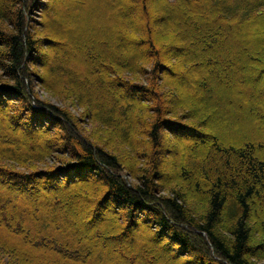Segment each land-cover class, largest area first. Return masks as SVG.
<instances>
[{"label":"rangeland","instance_id":"rangeland-1","mask_svg":"<svg viewBox=\"0 0 264 264\" xmlns=\"http://www.w3.org/2000/svg\"><path fill=\"white\" fill-rule=\"evenodd\" d=\"M31 4L26 15L27 29L34 34L38 48L25 65L29 72L26 93L31 104L36 99L40 103L65 111L75 121L79 136L88 143L96 144L91 137L101 138L98 141L102 148L116 153L114 157L120 159L125 171H118L119 174L126 175L128 185L139 186L140 180L134 177L145 168L150 149L145 129L133 119L138 109L141 117L152 116L149 111L155 109V104L149 102L151 97L138 92L141 88L136 86L149 89L154 87L149 80L153 59L146 47L135 43L128 42L121 50L119 32L122 36L126 35L123 34L125 30H120L117 25L121 20L129 19L135 29L143 31V35L147 23L144 13L141 15L140 6L133 0H32ZM125 6L129 17L124 18L120 9L124 10ZM146 9L150 15L149 25L154 30L153 41L158 48L167 49L166 46L170 44L176 48L180 47L175 50L181 54L187 52L186 64L193 65L190 70L183 66L178 70H171L175 75H183L180 77L171 75L166 67L158 75L157 85L161 86V90L168 86L175 90L176 86L170 85L171 79L184 80L188 86L179 89L178 98L176 95L163 98L166 113L160 140V189L154 198L162 200L168 198L170 192H179L185 196L192 210L199 213L205 208V202L195 193L189 192L188 186L183 183V177L184 171L188 170L193 173L196 181L204 186L205 182L201 176L206 153L201 145L210 146L212 139L227 147L253 144L258 157L264 159V73L257 70L261 66L252 68L251 74L243 68L242 63L237 64L236 68L227 64V60L231 61L235 52H238V55L254 53L252 47L257 46L256 43L264 51V26L248 22V33L245 37L220 32L218 38L207 47V52L203 53L202 45L195 49L189 46L190 41L173 42L175 37L185 35L187 31H184V28L179 29L176 25L169 28L161 25L162 18L173 22L172 17L163 11L162 0H147ZM187 15L188 19L194 22L212 21H207L202 14L196 16L188 9ZM154 18L159 21L153 22ZM235 27L232 25L229 29L235 31ZM247 28L243 29L247 31ZM112 54L115 58L123 57L125 62L133 64L132 67L138 75L133 74L134 71L119 69L115 63L110 62ZM164 57L167 58L166 55ZM164 57L163 64L170 66L169 60ZM2 59L0 78L6 75ZM10 84L14 85L12 82ZM203 85L207 88H202ZM27 90H30L32 95ZM1 92L2 90L0 149H11L18 153L26 150L36 154L39 151L36 146L45 145V142L48 144L52 141L56 149L65 144V131L57 126V118L38 110L34 105L37 111L28 113L22 103L13 100L14 95L12 96L9 90ZM186 95L196 97L192 100L201 101L200 104L192 105L202 112V119L200 116L198 122L194 119L198 116L196 109L183 111L184 105H180L181 110L179 106L176 108V105H173V109L167 106V101L186 100ZM78 97L82 100L78 101ZM134 104H141L145 110L139 107L132 110L134 114L127 113L126 106ZM10 112L16 116V122L11 121ZM103 113H107L104 115L113 121L112 130L106 127L108 124L99 121L98 116L103 118ZM95 115L97 117H93ZM174 115L178 116L180 124L176 122ZM2 116L6 121L2 120ZM55 119L57 122H54ZM29 120L33 127L27 124ZM181 123L183 126H180ZM28 127H32L35 133L26 130ZM131 127H134L133 130ZM184 127L187 129H183ZM123 135H128L130 141L124 142ZM69 158L66 154L57 153L46 159L45 163L34 164L33 171L59 168L58 175L64 177L60 178V182H63L65 173L62 171L67 168H61L63 163L60 161ZM3 165L0 163L1 167ZM6 168L15 170L9 166ZM18 171L28 173L32 170H28V165H25ZM58 172L37 180L40 182L36 184V189H31L34 192L25 190V187L17 189L15 185L5 183L1 176L6 174L0 173V229H4L3 223L8 224L12 242L16 241L26 251H31L40 259L41 264H199L183 250L180 253L164 250L169 240L162 241L160 235L155 236V223L149 214H137L130 222L125 211L108 208L111 205L109 201L106 208H99L100 200L106 191L100 187V181L97 179L88 177L79 181V178L74 176L71 187L65 190V184L57 185L53 179ZM6 177L8 180L13 178L10 175ZM81 186L88 188L85 191ZM92 190L94 196H91V200H82L85 199L83 196L88 198ZM3 199H8V203L3 204ZM44 199L50 204L41 206L40 203ZM5 212L8 214L6 220ZM257 215L258 213L251 224L256 230L253 235L256 247L264 245V215L262 214L260 219ZM43 218H48L49 222H45ZM55 218L56 221L53 220ZM40 225H50V231L40 228ZM115 225L127 227L126 237L118 242L113 241L116 235H120ZM179 225L189 231H182L186 235L197 236L193 235L194 230L191 233L188 224ZM153 237H156L157 241ZM202 239L199 238L200 243H203ZM132 252L136 253V259L132 258ZM207 255L205 257L208 259L214 257L216 260L213 253ZM60 258L64 262L58 263ZM15 259L10 261L14 262ZM6 260L1 259L2 263L10 264ZM252 261L255 264H264V249H256ZM202 262L206 263L205 260Z\"/></svg>","mask_w":264,"mask_h":264},{"label":"trees","instance_id":"trees-1","mask_svg":"<svg viewBox=\"0 0 264 264\" xmlns=\"http://www.w3.org/2000/svg\"><path fill=\"white\" fill-rule=\"evenodd\" d=\"M133 1L140 6L141 15L144 13L143 16L147 25L142 35L141 33L143 31L135 29L129 19L121 20L117 26L120 30H125L123 34L126 36H122L118 31V38L120 40L119 47L123 50L124 45L131 42L148 49L153 59V68L149 80L154 87L152 89L143 86L136 87L138 89L141 88L138 92L146 94L147 97H151L152 99L149 102H154L152 104H155V109L149 111L152 116H147L146 118L141 117L140 110L138 109L133 119L134 122L137 121L135 122L137 125L139 124L145 129V136L149 140L148 147L150 149L145 168L140 170L137 177H134L140 180V185H128L126 175H120L118 172H124L125 169L121 165L120 159L114 157L117 154L104 150L99 144L98 139H101L99 137L98 139L91 137L96 144L91 140L92 143L84 141L75 129V121L65 111L58 107L55 108L51 105L40 103L36 99L31 104V100L26 93V82L28 81L29 72L25 69V65L29 57L38 49L34 34L30 33L27 29L26 15L30 10V5L33 4H31L32 0H0V59L3 58L2 67L6 73L3 78H0V90H2L1 93L9 90L12 96L14 95L13 100L22 103L25 109L27 108L26 112L28 113H34L38 109L49 113L51 117L57 118L58 122L56 119L54 122H57V126L65 131L66 140H64L65 144L60 146L59 149H56L52 141L48 144L45 142V145H37L36 148L39 151L36 154L28 153L26 150L25 152L18 153L11 149H0V163L2 165L4 164L3 167L0 166V171H2L0 173L1 175L6 174L5 176H1V178L4 179L5 183L15 185L17 189L25 187V190L33 191L31 189H36V184L40 182L37 180L59 171V168L40 172L33 171L34 164L39 162L45 163L46 159L51 158L57 153L66 154L70 157L69 160L60 161L63 163L61 168H67V170L62 171L65 173V179L63 182H60V180L62 181L60 178H64L61 174L58 175L60 172L53 177L57 185L65 184L64 189L68 190L71 187L74 176L79 178V181L82 178L88 177L97 179V181H100V187H103V190L106 191L105 198L103 197L100 200L99 208H106L105 206L109 201L111 205L108 208L118 209L120 212L125 211L126 217L130 222L134 220V216L137 214H149L150 218H152L151 220L155 223L153 227L157 232L155 236L160 235L162 241L164 239L169 240L168 246L163 248L164 250L177 253L183 250L188 255H191L194 261L199 264H255L252 261V255L256 249H264L263 244L256 247L253 243V235L256 230L251 225L257 213L259 219L262 217V214L264 215V159L258 157L256 147L253 144L246 143L242 147H227L211 137L212 144L210 146L206 144L201 145L204 153H206L203 163L204 170L201 176L205 184L203 186L197 182L193 173L188 170L184 171L183 183L188 186L189 192L195 193V195H198L205 202V208L202 212H194L187 203L185 196L179 192H170L168 198L162 200L154 198L160 189L158 186V176H160L159 157L162 152L160 140L162 139L163 121L166 113V104L163 98L164 96L167 97V95H173V97L176 95L178 98L179 96L177 94L179 93V89L188 86V83L184 80H180L179 78L178 80L171 79L170 85H175V90L170 88L171 86L161 90V86H158L159 84L157 85L158 75L166 67L170 71V74L172 73L171 75L180 77L183 75H175L171 70H178L182 66L190 70L193 65L186 64L188 62L186 60L188 57L187 52L181 54L175 50L180 49V47L176 48V46L170 44L168 47L166 46L167 49L158 48L153 41L154 30L149 25L150 15L146 9L147 0ZM162 2L164 4L163 11L172 17L173 22L166 21L165 18H162L161 25L163 24L167 28L176 25L180 27L179 29L184 28V31H187V34L175 37L173 42L190 41L189 46L195 49L202 45L203 53L205 51L207 52V47L218 38L220 32H229L234 36L245 37L246 33H248V28L246 27L248 22H251L252 25L257 23L259 24L258 26H264V0H233L232 3L226 2L225 0H162ZM213 3H217V5ZM187 9L196 16L202 14L206 17L207 21H212L204 23L189 20ZM126 10V6L124 10L120 9L124 18L128 16ZM154 21L158 22L159 20L154 18ZM232 25L236 26L235 31L229 29ZM240 25L243 27H239ZM243 28H247V31ZM135 31L137 32L134 33ZM139 37L144 40L138 39ZM256 44L257 46L254 45L252 47L255 52L249 55L245 53L238 55V52H235L232 60H227L228 66L236 68L237 64L242 63L244 64L243 68H246V71L251 74L253 73L252 68L256 69L261 66V69L259 68L257 70H260L259 73H264V51L259 48L258 43ZM125 53L127 52L125 51ZM110 56V62L115 63L119 69L134 71L133 74L138 75L132 67L133 64L125 62L123 57L115 58L113 54ZM163 57L169 60L170 66L167 67L163 64ZM136 70L139 71L138 68ZM171 75L168 76L172 78ZM1 81L4 83H1ZM11 82L14 85H11ZM201 87L207 88L205 85ZM165 91H169V93ZM27 92L32 95L30 90H27ZM77 99L78 101L82 100L79 97ZM192 99H196V97L186 95V100L179 101V99H172L167 101V106H171L173 109V105H176L175 107L177 108L179 106L178 108L181 110L180 105H184L185 108L183 111H192L197 108L192 107L194 103H201L200 100L196 101ZM141 104L126 106V112L134 114L132 110L139 107L145 110ZM6 106H4L5 110ZM196 110L198 116L194 119L199 121L200 116L202 119V112H199L198 109ZM11 114L10 112L11 121L16 122V116L14 117ZM43 114L41 115L43 116ZM104 114L107 113H103L102 115ZM93 117H97V115ZM98 117L100 119L99 121L108 124L106 125L108 129L112 130L114 128L113 121L108 119L107 115H104L103 118ZM174 117H176V122L180 124V120L177 118L178 116L174 115ZM2 120L6 121L5 117ZM32 121L35 122V120ZM178 123L176 125H179ZM27 124L29 126L33 125L31 120L27 121ZM180 126H183V124L181 123ZM32 127H28L26 130L34 134L35 131H32ZM133 128L131 127V130ZM183 129L187 128L184 127ZM45 130L47 129L45 128ZM122 138L124 142L130 141L128 135H123ZM25 165H28V170L32 171L28 173L18 171L23 169ZM8 166L15 170L7 169L6 167ZM8 175L13 178L8 180L9 178L6 177ZM84 188L86 191L88 187L81 186V189ZM91 196H94V190L90 192L88 198L83 196L86 200H82L88 202L91 200ZM7 200L5 199L4 201L3 199L1 202L7 204ZM46 203L50 204L48 200L44 199L40 204L43 206ZM137 208H141L142 210L137 211ZM4 219H8L7 212H5ZM43 219L45 222H49L48 218ZM53 220L56 221V218ZM180 223L188 224L187 227H191L190 229L192 230L190 232L193 233L194 230L193 235L196 234L198 237H191V235L183 233L188 230H185L183 227L181 228ZM3 224L5 225L4 229H0V264H5L2 263L3 261L1 259H8L6 261L10 262V264H41L39 262L40 259L31 251H26L16 241L14 243L12 242L9 226H7L8 224ZM40 228H44L45 231H50L51 227L50 225H40ZM115 229L118 233L120 231V235H116L113 238L114 242H118L126 237L127 234L125 232H127V227L115 225ZM199 238L204 239H202L203 243L199 242ZM153 239L156 240V237H153ZM130 251L127 250V252ZM207 253L209 255L213 253L216 260L214 257H210V259L205 257V255L208 256ZM41 256L44 257V255ZM131 256L136 259L135 252H132ZM14 258H16L15 263L10 261ZM203 260L206 263L202 262ZM57 262H64V260L60 258ZM65 262L68 263L67 261Z\"/></svg>","mask_w":264,"mask_h":264},{"label":"bare ground","instance_id":"bare-ground-1","mask_svg":"<svg viewBox=\"0 0 264 264\" xmlns=\"http://www.w3.org/2000/svg\"><path fill=\"white\" fill-rule=\"evenodd\" d=\"M5 92V91H4ZM1 96H2V94H1ZM39 112H37V114H38ZM2 119H4V117L2 116Z\"/></svg>","mask_w":264,"mask_h":264}]
</instances>
